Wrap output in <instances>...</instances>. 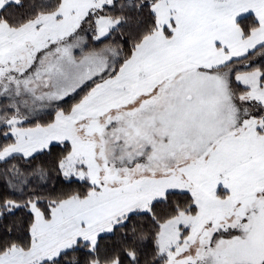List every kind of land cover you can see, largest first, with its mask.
I'll return each instance as SVG.
<instances>
[{"label":"snow or ice","instance_id":"snow-or-ice-1","mask_svg":"<svg viewBox=\"0 0 264 264\" xmlns=\"http://www.w3.org/2000/svg\"><path fill=\"white\" fill-rule=\"evenodd\" d=\"M0 264H264V0H0Z\"/></svg>","mask_w":264,"mask_h":264}]
</instances>
